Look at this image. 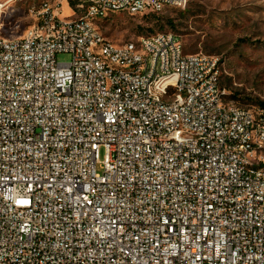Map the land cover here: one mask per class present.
<instances>
[{
	"label": "built area",
	"instance_id": "1",
	"mask_svg": "<svg viewBox=\"0 0 264 264\" xmlns=\"http://www.w3.org/2000/svg\"><path fill=\"white\" fill-rule=\"evenodd\" d=\"M186 4L81 0L61 19L43 2L0 37V264H264V107L176 33L97 26Z\"/></svg>",
	"mask_w": 264,
	"mask_h": 264
},
{
	"label": "rangeland",
	"instance_id": "2",
	"mask_svg": "<svg viewBox=\"0 0 264 264\" xmlns=\"http://www.w3.org/2000/svg\"><path fill=\"white\" fill-rule=\"evenodd\" d=\"M81 0H0V37L22 34L35 23V10L43 2L59 4L60 18L81 15ZM79 9V10H78ZM102 35L114 44L168 31L180 36L186 54L221 56L220 84L242 106L264 101V0H187L184 9L136 15L114 13L97 22ZM56 61L68 62V53ZM234 95V97H233ZM103 153H100V159Z\"/></svg>",
	"mask_w": 264,
	"mask_h": 264
},
{
	"label": "trees",
	"instance_id": "3",
	"mask_svg": "<svg viewBox=\"0 0 264 264\" xmlns=\"http://www.w3.org/2000/svg\"><path fill=\"white\" fill-rule=\"evenodd\" d=\"M74 3L72 2L71 5H73ZM234 97V95H233ZM258 106L264 107V101H258V103L256 104Z\"/></svg>",
	"mask_w": 264,
	"mask_h": 264
}]
</instances>
